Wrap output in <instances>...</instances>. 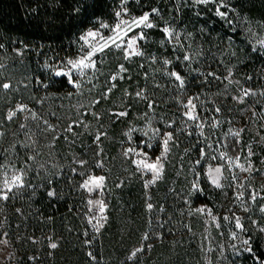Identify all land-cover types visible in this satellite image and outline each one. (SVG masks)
<instances>
[{
  "label": "rangeland",
  "instance_id": "rangeland-1",
  "mask_svg": "<svg viewBox=\"0 0 264 264\" xmlns=\"http://www.w3.org/2000/svg\"><path fill=\"white\" fill-rule=\"evenodd\" d=\"M126 3L120 2V15L116 13L113 22L100 19L81 32L73 57L45 63L51 76L65 78L64 93L45 91L48 82L29 83L20 70L9 76L5 89L12 86L15 92L6 108V119L12 126L3 140L9 148L0 153V198L4 199L9 188L22 185L19 163L45 167L61 160L81 166L98 159L96 163L104 170L107 158L94 155L89 148L94 142L103 146L113 141L123 162L130 163L147 185L160 179L166 168L172 185L182 181L181 195L200 193V169L206 181L220 191L221 199L214 200L218 210L203 205L187 210L191 227L183 220L185 210L172 205L178 216L170 219V225L174 232L181 231V246L174 254L167 253L165 262L242 264L244 259L256 260L253 245L258 242L264 248V22L241 14L229 0H171L162 9L154 7L141 14L130 12ZM145 14L152 27L132 25L128 30L127 25H121L116 29L121 21L130 23ZM157 25L164 38L151 50L145 33ZM89 31L97 36L87 37ZM109 37H114L115 43ZM131 40L135 42L129 47ZM105 41L107 46L98 50ZM94 47L92 67L81 71L68 63L78 61ZM185 55L190 59L184 60ZM171 59L181 60L183 83L172 75ZM58 71L68 75H57ZM156 92H162L170 104H156L160 113L146 112V107L151 111ZM130 107L136 112L129 126L120 134L109 135L100 118L115 121ZM157 121L164 128L153 126ZM136 132L142 135L139 142L134 140ZM102 136L106 140L101 141ZM231 140L237 147L235 154L228 150ZM156 143L160 151L153 157L149 151ZM181 143L199 148V155L184 161L175 151ZM158 159L162 168L157 177L145 164ZM103 173L89 172L80 184L86 193L87 221L95 232L106 220ZM16 176L20 180L13 183ZM99 177L103 181L97 186L92 178ZM213 179H218L219 187ZM162 211L154 218L157 228L166 221ZM0 264H15L1 225Z\"/></svg>",
  "mask_w": 264,
  "mask_h": 264
},
{
  "label": "trees",
  "instance_id": "trees-1",
  "mask_svg": "<svg viewBox=\"0 0 264 264\" xmlns=\"http://www.w3.org/2000/svg\"><path fill=\"white\" fill-rule=\"evenodd\" d=\"M121 1L0 0V130L3 132L0 135V153L4 147L5 152L9 148V143L4 145L3 140L12 126L6 119V108L15 91L12 86L10 89L3 87L11 80L9 76L20 70L29 83L33 84L36 80L48 82L45 91L64 93L67 88L65 78L51 76L45 63L73 57L81 32L100 19L113 22ZM167 1L171 2L127 0L126 6L130 12L141 14L154 7L162 9ZM229 1L241 14L264 22V0ZM173 15L176 16V13ZM145 35L150 39L151 48L159 46L158 41L164 38L158 25L147 29ZM169 67L184 75L180 59H171ZM160 93L156 92L157 98L151 105V111L146 107V112L160 113L156 104H170V99ZM99 105L100 101L95 107ZM133 108L127 109L125 115L115 121L101 115L100 121L108 128L109 135L120 134L129 126L136 112ZM153 126L164 128L160 121ZM141 136L136 132L134 140L139 142ZM104 139L102 136L100 140ZM233 145L234 141H229L228 150L235 154L237 147ZM117 147L113 141L103 146L94 142L90 146L94 155L107 158L104 170L96 163L98 159L81 166L61 160L45 167L19 163L23 173L22 185L12 188L7 193V199L0 198V225L10 241L15 264H169L164 260L166 254H174L173 251L176 248L180 250L181 246V237H178L181 231L174 232L170 225V219L176 220L175 216H178L177 209L172 205L185 210L183 220L190 227L187 210L191 211L199 205L218 210L214 200L221 199L220 191L206 181L202 170L199 169L197 178L201 192L191 191L188 195H181L182 181L178 179L172 185L168 175L170 171L166 173V168L160 179L145 184L139 174L134 173L131 164L123 162L124 157ZM159 151V143H156L149 153L154 157ZM175 151L182 154L184 161L200 153L199 148L191 149L182 143ZM27 154L26 150L22 155L26 157ZM89 172H104L106 177V220L99 232L88 224L86 193L80 185ZM128 173L133 175L128 176ZM122 178L121 185H118ZM162 209L166 221L161 228H157L154 218ZM185 234L187 231L184 230ZM52 244L56 247L53 248ZM253 250L256 260L244 259L242 264H264L261 244L255 243Z\"/></svg>",
  "mask_w": 264,
  "mask_h": 264
},
{
  "label": "snow or ice",
  "instance_id": "snow-or-ice-1",
  "mask_svg": "<svg viewBox=\"0 0 264 264\" xmlns=\"http://www.w3.org/2000/svg\"><path fill=\"white\" fill-rule=\"evenodd\" d=\"M218 14L221 15V16L225 15L224 13H219V12H218ZM117 15L119 16L120 13H117ZM148 21H149V16H148V14H145L143 17H141L139 19H136V20H133L130 23L129 22H125V21H121V24H118L116 26V29H120L121 28V25H127L128 30H131L132 25H136V26L143 25L144 27H152L153 25L151 23H149ZM164 32L165 33H169V29L168 28H165L164 29ZM169 34L171 35V33H169ZM96 36H97V33L96 32L89 31L87 33V37H93V38H95ZM87 37H82V39H85L86 40ZM101 39H104V38L101 37ZM108 39L109 40H112L113 43H115V38L114 37H109ZM134 42H135L134 40L129 41V47H131ZM105 46H107V41H105L104 44H101L99 46V49L98 50H101L102 51ZM96 50L97 49L94 47L93 48V51L88 52L86 56L82 57L78 61H69L68 63L72 66L73 69H76V70H81L82 71L83 69L90 68V67L93 66V64L91 63V57H92V55L94 54V52ZM189 59H190V57L188 55H185L184 56V60L187 61ZM166 63H167V61H166ZM56 74L57 75H61V74L68 75L67 72L61 73L59 71ZM172 75L175 76L177 80H180L181 83H183V81L181 80V77H180L179 74L173 72ZM3 87L4 88H8L9 85L8 84H5V85H3ZM189 103H191V102H189ZM167 144H168V140L165 139L164 140L165 151H167ZM145 167H147L149 170H153L155 172L156 176L158 177L159 176V173H160V170L162 168V164H160V161L158 159L156 163L145 164ZM219 171H220L219 169H216V172L217 173H219ZM19 180H20V177L16 176V177H13V181L12 182L13 183H16ZM102 181H103V177L92 178V183L96 184L97 186H99V182H102ZM8 183L9 182L6 180L5 181V184L7 185ZM213 183L216 184L217 187L220 186L219 185V182H218V179H213ZM87 186L88 185H87V182H86L85 187H87ZM8 190L11 191V188H9ZM3 198L4 199H7L8 198L7 197V193H4L3 194ZM236 226L238 228L241 227V225L239 223V220H237ZM52 247L55 248L56 245L55 244H52Z\"/></svg>",
  "mask_w": 264,
  "mask_h": 264
}]
</instances>
